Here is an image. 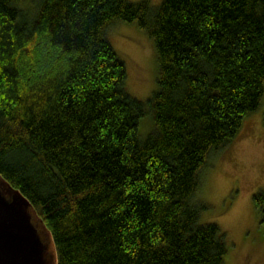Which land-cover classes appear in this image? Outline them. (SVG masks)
I'll return each instance as SVG.
<instances>
[{"label": "trees", "instance_id": "16d2710c", "mask_svg": "<svg viewBox=\"0 0 264 264\" xmlns=\"http://www.w3.org/2000/svg\"><path fill=\"white\" fill-rule=\"evenodd\" d=\"M118 21L152 42L147 99L107 36ZM263 93L264 0H0V173L58 264H226L200 174Z\"/></svg>", "mask_w": 264, "mask_h": 264}, {"label": "rangeland", "instance_id": "374dc122", "mask_svg": "<svg viewBox=\"0 0 264 264\" xmlns=\"http://www.w3.org/2000/svg\"><path fill=\"white\" fill-rule=\"evenodd\" d=\"M150 1L154 5L160 2ZM107 36L125 61L128 90L147 99L157 87L158 69L147 33L135 21H118ZM143 118L139 120L142 137L152 129L150 118ZM200 177L197 194L207 203L201 220L215 222L224 231L226 264H264V227L253 200L256 192L264 191V93L260 105L244 116L236 137L226 148L212 153L210 165Z\"/></svg>", "mask_w": 264, "mask_h": 264}, {"label": "water", "instance_id": "95a60500", "mask_svg": "<svg viewBox=\"0 0 264 264\" xmlns=\"http://www.w3.org/2000/svg\"><path fill=\"white\" fill-rule=\"evenodd\" d=\"M0 264H58L51 231L31 201L1 173Z\"/></svg>", "mask_w": 264, "mask_h": 264}]
</instances>
